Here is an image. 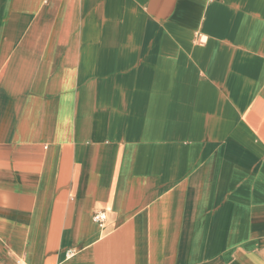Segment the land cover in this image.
Returning a JSON list of instances; mask_svg holds the SVG:
<instances>
[{"label": "crops", "instance_id": "crops-1", "mask_svg": "<svg viewBox=\"0 0 264 264\" xmlns=\"http://www.w3.org/2000/svg\"><path fill=\"white\" fill-rule=\"evenodd\" d=\"M0 264H264V0H0Z\"/></svg>", "mask_w": 264, "mask_h": 264}, {"label": "built area", "instance_id": "built-area-1", "mask_svg": "<svg viewBox=\"0 0 264 264\" xmlns=\"http://www.w3.org/2000/svg\"><path fill=\"white\" fill-rule=\"evenodd\" d=\"M107 218V212L104 209L97 210L93 213V220L99 225H104Z\"/></svg>", "mask_w": 264, "mask_h": 264}]
</instances>
